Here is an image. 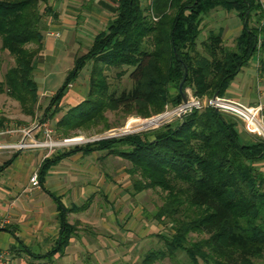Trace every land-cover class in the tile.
<instances>
[{"label":"trees","instance_id":"trees-1","mask_svg":"<svg viewBox=\"0 0 264 264\" xmlns=\"http://www.w3.org/2000/svg\"><path fill=\"white\" fill-rule=\"evenodd\" d=\"M117 3L116 16L107 30L100 31L89 51L76 58L53 97L52 106L60 105L69 84L94 61L87 98L59 121L61 126L74 131L100 124L108 128L105 112L110 109L146 116L159 113L169 103L182 102V82L183 91L190 88L198 97L222 96L233 77L258 53L264 75L263 0H148L145 6L142 0ZM220 7L236 11L243 24L235 46L227 45L219 31L211 32L198 48L203 15ZM46 14L57 17L49 0H0L2 48L16 60L0 81V90L6 86L25 110H32L38 102L34 73L43 50ZM254 19L258 26L252 25ZM101 63L121 72L133 68L129 73L132 88L110 93ZM238 126L239 121L230 114L211 107L196 109L183 120L143 137L104 140L59 153L46 160L44 169L76 151L88 153L129 143L130 150L120 155L151 182L148 186L135 184V189L140 192L158 186L168 192L155 218L174 222L166 250L149 253L146 264L178 250L188 255L191 264H258L264 260V173L255 163L264 159V141L243 144ZM61 221L58 248L64 251L76 227L65 213ZM192 233L207 237L192 241Z\"/></svg>","mask_w":264,"mask_h":264},{"label":"rangeland","instance_id":"rangeland-1","mask_svg":"<svg viewBox=\"0 0 264 264\" xmlns=\"http://www.w3.org/2000/svg\"><path fill=\"white\" fill-rule=\"evenodd\" d=\"M147 3L148 0H142L144 6ZM53 4L59 10L63 8V13L71 20H74L76 24H68L66 36H64L65 40L57 44L58 47L60 45L62 49L65 48L64 52L63 50H58L56 58H50L46 65L41 60L44 53L43 50L37 57L35 79L41 85L40 90L42 92L46 91L47 94H51L52 91L57 92L65 82L68 69L70 68L67 67L66 61L68 63L73 58L86 54L95 36L100 31L107 30L110 21L116 16L115 8L118 5L117 0H54ZM42 7L43 4H41ZM48 15H44L42 27L47 24L56 25L55 22L49 23L48 21L46 23ZM252 23L255 26L259 25L255 19ZM240 26H242V22L236 11H227L220 7L205 13L201 23L202 33L198 40V48H201L202 41L211 32L217 33L219 31L223 33L225 43L234 47L236 38L239 36L237 32L242 28ZM30 46L36 47L34 44ZM93 63L94 61L90 62L82 71L78 82L84 85L90 84ZM15 64L14 55L2 48V39L0 37V81L5 80L7 72ZM100 66L105 68L104 74L106 75V83L110 93L114 90L120 92L123 89L132 88L133 81L129 77V73L133 68H130L127 72H121V69L117 67L108 69L104 63H101ZM173 92H175L174 89ZM185 92L187 95L188 93L195 95L190 88H187ZM55 95L44 96L39 92L38 102L32 107V110H25L20 100L10 94L6 86H4L3 90H0V121H4V125L0 126V157L12 156L13 153L19 150L40 149L31 147L19 149L17 145L24 138L28 141L45 139L43 129L46 127L44 125L53 130L52 138L54 140H62L80 135L90 137L112 129L120 130L126 126L129 120H143L157 114L151 113L146 116L139 113H126L121 109H110L105 112L110 127L105 128L103 124H100L91 129L74 131L68 126L59 125V121L77 103L70 101L52 106ZM174 105L176 104L173 102L169 103L164 109L167 106L172 107ZM55 111H57L56 114L54 113ZM222 112L234 116L228 111ZM74 114L79 115L80 112H75ZM234 117L240 116L235 115ZM243 124L246 127L244 119ZM40 127L42 129H39ZM27 132L28 134H26ZM151 133L152 130L142 131L110 140ZM150 138H154L153 135H150ZM95 143H87L76 147L90 146ZM112 146L114 147L113 149L98 151L96 156L90 159V164L93 167L90 175L96 180V190L90 200L88 199L89 205L93 203L88 215L90 219L87 218L90 221H86L82 216L80 217V214L76 217L73 215L70 219L71 225L76 227L74 234L78 236L75 238L78 241V245L72 249L74 253H71L72 256L66 257L65 260H56L45 264H146L145 258L149 253L166 250V239L173 233L174 222L169 218H164L162 221L157 220L155 216L158 213V209L164 205L168 192L158 186H150L138 192L135 189V184L136 187L140 183L148 186L151 182L149 179L144 178L140 171H133V163L120 155L121 153L119 152L130 150L131 145L123 142ZM74 148V146H68L55 148L54 150L43 149L48 151L49 154H54ZM102 182L103 188L100 191L97 189V185ZM112 205L116 206V208L120 207L118 209L119 212L117 211L116 213L117 216L111 215L113 213L106 214L108 210L114 211ZM100 212L104 213L101 214ZM113 216L118 220L117 222H115ZM205 237H207L205 234L192 233L190 240L198 241ZM86 241L88 242L86 243ZM152 264L191 263L188 255L178 250L172 255H167L165 258L154 261ZM201 264L205 263L202 262ZM258 264H264V260H259Z\"/></svg>","mask_w":264,"mask_h":264},{"label":"crops","instance_id":"crops-1","mask_svg":"<svg viewBox=\"0 0 264 264\" xmlns=\"http://www.w3.org/2000/svg\"><path fill=\"white\" fill-rule=\"evenodd\" d=\"M49 1L57 17L49 14L46 23L55 22L56 25L47 24L42 27L45 30L44 53L40 59L45 65L50 58H56L58 50L64 52L65 48L62 49L57 44L65 40L68 24H76L63 13V8L59 10L54 6V0ZM252 25L255 26L254 23ZM240 27L242 28L237 32L239 34L243 24ZM77 57L68 63L66 61L67 67H70L68 73L74 68ZM260 60L261 56L258 53L244 65L230 81L222 96L248 106L264 105V75L261 73ZM81 75L82 72L69 84L61 104L70 101L79 104L87 98L90 87L88 83L84 85L78 82ZM38 87L39 92L44 96L59 91L47 94L46 91L40 90L39 83ZM235 118L239 121V138L243 144H251L262 139L247 130L241 117ZM104 150L107 149L88 153L76 151L48 165L45 169L47 159H52L65 151L49 154L44 149L19 150L12 156L0 157V251L8 253L11 264H45L56 260L62 261L72 256L73 247L78 245L76 234L72 235L64 251L58 248L63 234L61 214L65 213L69 223H72L71 217L73 215L76 217L78 214L86 221H90L87 218L90 219L88 215L93 203L89 205L88 199L90 200L96 190V180L90 175L93 170L90 159L94 158L98 151ZM255 166L264 173V159L257 161ZM35 171L39 172L37 185L30 181ZM102 186L103 182L97 185V189L101 191ZM112 207L114 211L108 210L106 214L116 215L117 211L119 212L120 207L116 208L113 205ZM117 221L115 218V222Z\"/></svg>","mask_w":264,"mask_h":264},{"label":"built area","instance_id":"built-area-1","mask_svg":"<svg viewBox=\"0 0 264 264\" xmlns=\"http://www.w3.org/2000/svg\"><path fill=\"white\" fill-rule=\"evenodd\" d=\"M206 107L215 108L220 111H228L234 115L240 116L244 119L247 130L259 135L264 141L263 104L248 106L220 95H215L213 97H198L192 93H188V100L186 102L182 101L172 107L167 106L162 112L143 120H129L126 126L120 130L112 129L90 137L80 135L64 138L62 140H54L52 138L53 130L48 128L47 125H44L46 127L43 129L45 139H32V141H28L24 138L17 146L19 149L31 147L40 149L49 148L54 150L55 148H64L68 146L76 147L87 143L110 140L132 133L158 129L166 124L183 120L196 109H203ZM39 129L42 128L40 127ZM26 134H28V132ZM30 181L33 184H39V172H34ZM0 264H11L10 257L6 251H0Z\"/></svg>","mask_w":264,"mask_h":264},{"label":"water","instance_id":"water-1","mask_svg":"<svg viewBox=\"0 0 264 264\" xmlns=\"http://www.w3.org/2000/svg\"><path fill=\"white\" fill-rule=\"evenodd\" d=\"M180 91L182 94L183 101L186 102L188 100V95L185 91H183V82L180 84Z\"/></svg>","mask_w":264,"mask_h":264}]
</instances>
